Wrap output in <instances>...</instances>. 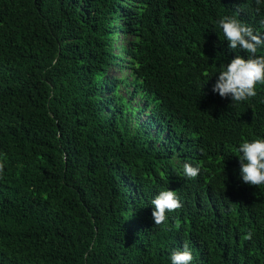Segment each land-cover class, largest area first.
Returning a JSON list of instances; mask_svg holds the SVG:
<instances>
[{
  "label": "trees",
  "instance_id": "trees-1",
  "mask_svg": "<svg viewBox=\"0 0 264 264\" xmlns=\"http://www.w3.org/2000/svg\"><path fill=\"white\" fill-rule=\"evenodd\" d=\"M237 6L264 32V0H0V264H167L181 244L193 264H264V186L232 149L264 136V85L211 91L244 55L215 23ZM162 188L182 202L166 227Z\"/></svg>",
  "mask_w": 264,
  "mask_h": 264
},
{
  "label": "clouds",
  "instance_id": "clouds-1",
  "mask_svg": "<svg viewBox=\"0 0 264 264\" xmlns=\"http://www.w3.org/2000/svg\"><path fill=\"white\" fill-rule=\"evenodd\" d=\"M241 11L237 6L232 15H222L215 21L227 42V49H238L244 53L227 59L216 72L211 86L212 93L229 98L231 104L254 97L257 87L264 85V54H260L264 51V32L254 31L252 26L239 19ZM259 23L264 26V17ZM232 149L239 164L240 180L250 186H264V136L241 137ZM203 170L204 162L200 160L195 163L185 161L181 168L186 178H196ZM149 205L154 224L166 227L169 216L182 207V202L176 191L162 188L155 192ZM179 226L180 221L177 220L176 227ZM243 238L251 239V232H246ZM167 264H193V254L186 244H181L170 251Z\"/></svg>",
  "mask_w": 264,
  "mask_h": 264
},
{
  "label": "rangeland",
  "instance_id": "rangeland-1",
  "mask_svg": "<svg viewBox=\"0 0 264 264\" xmlns=\"http://www.w3.org/2000/svg\"><path fill=\"white\" fill-rule=\"evenodd\" d=\"M125 74L126 73V70L125 69H123L122 71H116V72H114L113 73V76H118V74Z\"/></svg>",
  "mask_w": 264,
  "mask_h": 264
}]
</instances>
